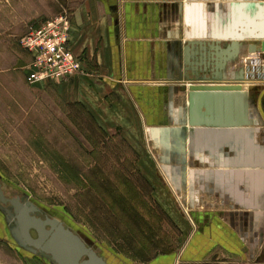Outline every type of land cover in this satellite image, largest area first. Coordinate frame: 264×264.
Wrapping results in <instances>:
<instances>
[{
	"label": "crops",
	"instance_id": "obj_1",
	"mask_svg": "<svg viewBox=\"0 0 264 264\" xmlns=\"http://www.w3.org/2000/svg\"><path fill=\"white\" fill-rule=\"evenodd\" d=\"M4 26L0 34L14 36L10 25L7 30ZM263 36L264 0H81L72 11L70 47L81 71L46 83L57 84L66 102L82 107L100 127L118 128L134 146L151 128H170L171 118H178L173 125L180 130L188 127L183 123L188 125L190 82L253 88L254 125L240 124L251 132L200 130L190 139V130H184L185 139L195 141L198 158L211 166L212 188L226 209L193 212L195 228L187 229L180 252L147 264H264V149L260 154L256 147L264 130V88L240 70L241 57L258 52L257 38ZM189 43L208 46L202 51L210 55L207 62L214 54L211 47L234 50L232 43H237L236 59L220 72L219 80L198 81L212 73L207 66L201 73V67L186 65L201 53L199 46L187 48ZM217 108L221 110L212 114L211 125L230 126L232 114L224 111L232 105ZM146 176L155 184L153 172ZM0 264H44L17 246L1 211Z\"/></svg>",
	"mask_w": 264,
	"mask_h": 264
},
{
	"label": "rangeland",
	"instance_id": "obj_2",
	"mask_svg": "<svg viewBox=\"0 0 264 264\" xmlns=\"http://www.w3.org/2000/svg\"><path fill=\"white\" fill-rule=\"evenodd\" d=\"M80 1L0 0V28L9 24L14 34H0V179L6 192L61 217L107 264H147L180 252L187 229L195 228L193 212L225 203L195 141L174 126L178 118L170 128H151L134 146L118 128L104 129L66 102L57 84H26L20 38L56 16L71 20ZM262 65L263 54L258 73L248 77L264 88Z\"/></svg>",
	"mask_w": 264,
	"mask_h": 264
},
{
	"label": "water",
	"instance_id": "obj_3",
	"mask_svg": "<svg viewBox=\"0 0 264 264\" xmlns=\"http://www.w3.org/2000/svg\"><path fill=\"white\" fill-rule=\"evenodd\" d=\"M259 40V46L257 51H264V36L257 38ZM191 46H199L200 58L194 63L189 64L186 61V65H192L195 67H201V73L203 69L209 67L211 70L212 77H207L206 73L201 75L198 81L208 80H219L221 75L220 72L226 69L229 63H234L235 51L238 46L237 43H232L234 50L227 48L222 51L217 47H211L212 59L210 55L204 56L202 43H189ZM257 47V46H256ZM195 56V54L193 55ZM207 66V67H206ZM241 73L244 74L243 68L240 69ZM244 76V75H243ZM183 87H186L183 85ZM187 93V124L183 123L188 131L190 130L189 138H193V133L198 132L201 128L207 133L211 131H229V132H251L252 130L245 126L241 127L240 124L247 123L252 125L254 120L249 116V110L254 109V100L251 97V91L253 88L249 87L243 90L239 84H223V83H188L186 88ZM232 105V109H228L225 112L232 114L233 120L228 127H213L212 114L220 112L217 107L220 105ZM223 112V111H222ZM244 118V119H242ZM216 124V123H215ZM250 145H253V141L250 140ZM262 153L261 147L256 145ZM0 203L5 205L9 203L12 206V212L4 210L0 206V210L5 215V220L9 224L13 219L15 225L9 227L12 239L23 247H28V250L32 253H36L37 250L44 254L50 255L52 260L56 264H107L106 260L97 253L95 248L87 244V242L78 234L74 233L68 227H65L62 221L56 218L46 216L44 219L33 215L34 212L38 211L37 206L33 203V200L27 197L25 201H20L18 196L8 198L4 195L0 188ZM49 227V229L46 228ZM30 230H34L37 233V237L33 238L30 235Z\"/></svg>",
	"mask_w": 264,
	"mask_h": 264
},
{
	"label": "built area",
	"instance_id": "obj_4",
	"mask_svg": "<svg viewBox=\"0 0 264 264\" xmlns=\"http://www.w3.org/2000/svg\"><path fill=\"white\" fill-rule=\"evenodd\" d=\"M20 45L30 57L24 67L29 86L41 82H61L81 71V61L70 47V19L67 15L41 22L32 32L20 38ZM262 54L264 51L241 57L244 78L258 73Z\"/></svg>",
	"mask_w": 264,
	"mask_h": 264
},
{
	"label": "flooded vegetation",
	"instance_id": "obj_5",
	"mask_svg": "<svg viewBox=\"0 0 264 264\" xmlns=\"http://www.w3.org/2000/svg\"><path fill=\"white\" fill-rule=\"evenodd\" d=\"M0 188L2 190V192L4 193V195L8 198H12V197H15V196H18L20 198V201H25L26 197H24L23 195L19 194V193H8L6 192V190L4 189V183H2L1 179H0ZM33 203L37 206L38 208V211L34 212L33 215H35L36 217H39L41 219H44L46 216H49V217H52V218H56L58 219L59 221H62V223L64 224L65 227H68L70 230L73 231L72 228H70L68 225H66L65 221L57 216V215H54L52 214L51 212H49L48 210H46L45 208H43L42 206H40L38 203L34 202ZM0 206L4 208V210L6 211H10V213L12 212V206L9 205V203L5 204V205H1L0 203ZM1 211V210H0ZM2 212V211H1ZM3 213V212H2ZM4 214V213H3ZM5 217V215H4ZM15 223H14V220L12 219L10 221V223L8 224V226H14ZM47 229H49L48 226H46ZM74 232V231H73ZM75 233V232H74ZM30 235L31 237L33 238H36L37 237V233L34 231V230H30ZM15 242V241H14ZM16 243V242H15ZM17 244V243H16ZM18 247H20L21 249H23L24 251H26L27 253L37 257L38 259H40L44 264H56L54 260H52V258L50 257V255L48 254H44L42 252H40L39 250L36 251V253H32L31 251L28 250V247H23V246H19L17 244ZM31 248V247H30Z\"/></svg>",
	"mask_w": 264,
	"mask_h": 264
},
{
	"label": "bare ground",
	"instance_id": "obj_6",
	"mask_svg": "<svg viewBox=\"0 0 264 264\" xmlns=\"http://www.w3.org/2000/svg\"><path fill=\"white\" fill-rule=\"evenodd\" d=\"M241 37H242V35H241ZM239 42V41H238ZM240 44V43H239ZM237 48V47H236ZM238 50V49H237ZM236 56V55H235ZM213 82V81H212ZM200 130H202L201 128H198V134L200 133ZM202 138V139H201ZM197 139L199 140V141H201V142H205V143H208V142H210V139H207V138H205V137H203V136H197ZM74 231V230H73ZM75 232V231H74ZM99 254V253H98Z\"/></svg>",
	"mask_w": 264,
	"mask_h": 264
}]
</instances>
